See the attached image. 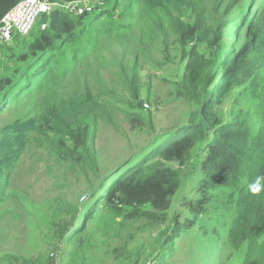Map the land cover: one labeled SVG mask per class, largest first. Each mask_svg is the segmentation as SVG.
<instances>
[{
  "label": "trees",
  "instance_id": "16d2710c",
  "mask_svg": "<svg viewBox=\"0 0 264 264\" xmlns=\"http://www.w3.org/2000/svg\"><path fill=\"white\" fill-rule=\"evenodd\" d=\"M23 1L0 0V22ZM86 1L90 12L55 9L43 14L28 36L0 43V122L13 116L0 126V217L9 215V202L28 199L13 178L38 140L60 166L79 169L89 184L95 177L83 202L54 199L56 206L48 209L53 215L47 216L53 224H69L64 235L62 228L54 233L53 247L43 250H49V258L38 257L40 264H100V259L107 264L96 255L114 254L112 242L125 245L113 264H168L175 241L192 227L191 218L210 203L219 204L218 198L224 201L217 207L226 221L227 263L237 258L236 264H264V194L248 191L264 176V0H249L243 16L244 7L237 5L245 0H128L120 12L121 0ZM135 10L153 24L148 45L133 34ZM170 36L177 61L164 78L181 120L158 131L152 111L145 109L150 101L142 91L150 94L151 87L141 80L140 53L153 60L157 42L166 44ZM88 75L96 79L98 95L90 91ZM228 98L233 100L225 112ZM115 112L146 139L129 158L101 173L98 125ZM196 147L199 179L195 197L185 205L191 222L167 225L181 189L180 168L191 164ZM31 205L26 213L39 217L40 207ZM210 256L199 263L219 264L220 253L215 261ZM10 260L19 264L16 255L0 252V264Z\"/></svg>",
  "mask_w": 264,
  "mask_h": 264
},
{
  "label": "rangeland",
  "instance_id": "374dc122",
  "mask_svg": "<svg viewBox=\"0 0 264 264\" xmlns=\"http://www.w3.org/2000/svg\"><path fill=\"white\" fill-rule=\"evenodd\" d=\"M127 1L121 0L119 12L124 9ZM248 3L249 0L238 2L237 7L239 9L244 7L242 16L248 7ZM249 12L250 10L248 14ZM134 15L137 22L133 27V34H136L137 38H142L145 42L144 45H148L149 31L152 29L153 24L145 23L143 15L138 10L134 11ZM40 24L41 22L37 23L36 26H38H35L36 28L33 30H36ZM44 27L42 25V29ZM172 41L173 38L170 36L166 44L157 42V51L153 60L145 58L140 53L141 60L144 63L141 80L151 87V93L148 94V92L142 91V96L150 101L145 104V109L148 110L147 113L150 110L152 111V119L158 131L167 130L181 120L180 106L176 104V101L172 102L169 96L171 87L164 78V74L170 75V73H173L174 63L177 61L174 56L176 47L172 45ZM226 41L229 42L228 39ZM68 60H70V57ZM90 68L95 71L94 66ZM104 75L109 77L106 72H104ZM71 76L69 75L68 78ZM87 85L93 95L99 94V85L91 75L87 76ZM64 86H67V84H64ZM107 86L110 88L113 84L109 82ZM82 88L80 87V89ZM107 97L101 96L100 99L112 100ZM232 100V98L226 99L225 112L229 111V101ZM22 111L26 112L27 108H22ZM12 120V115L5 116L0 122V126ZM145 139L146 135L134 130L132 124L125 119L122 113L115 112L111 121L98 125L95 150L100 172L112 170L125 161L136 148L143 144ZM198 152L199 148H194V156L191 155V161L189 162L191 164L180 168L181 189L173 199L167 221V225L172 226L175 225L176 221L182 227H187L191 221H193V224L175 241L174 251L169 255L168 264H200L198 260L204 261L208 259L209 255H211L210 260L215 261L219 253V264H236L237 261L239 263L240 260L237 258L231 263H227L230 251L225 247L226 221L224 222L223 218H219V208L217 207V205L220 207V204L224 201L218 198L219 200H216V203L219 201V204L210 203L203 214L198 218H191V221L189 217H192V215L185 208V205L193 200L196 194L192 190L199 179V170L195 166L198 165L196 161ZM204 156L205 151L203 150L200 152V160H203ZM20 165L21 167L19 166L15 172L13 184L18 191L26 194L28 199H23L21 202L11 201L5 207L9 215L0 217V252L4 251L16 255L19 264H22L23 261L24 264H40L38 257H42L46 261L48 254L49 258V250H43L46 247H53L54 233L60 234L58 228H62L64 235L69 224L67 220H61L53 224V219H49V216L52 217L53 213H48V209L56 206L54 199L63 198L70 202L77 203L79 201L81 203L83 197L88 198V192L95 183V177L91 179L92 184H89L87 177L79 169L60 166L56 156L51 154L49 150L47 151L38 140L32 143ZM87 198L85 201H87ZM31 204L40 207L36 208L39 217L29 216L26 213L27 208L33 207ZM73 211L75 213V209ZM40 223L41 226H39ZM51 224L54 226H51ZM133 231L138 233L137 228ZM138 235L143 236L142 234ZM146 240L148 246L145 254L148 255L146 257H149L152 247H150V240L148 238ZM111 245L114 254L106 256L97 253L96 255L97 258L106 259L107 264L114 263L113 260L119 254L117 250H125V245L121 242H112ZM100 260V264H103V260ZM8 264H14L13 260H10ZM56 264H60V261L56 260ZM146 264L152 263L148 262Z\"/></svg>",
  "mask_w": 264,
  "mask_h": 264
},
{
  "label": "built area",
  "instance_id": "2783aa9c",
  "mask_svg": "<svg viewBox=\"0 0 264 264\" xmlns=\"http://www.w3.org/2000/svg\"><path fill=\"white\" fill-rule=\"evenodd\" d=\"M59 8L79 15L91 11V7L86 0L65 4L51 2L50 0H24L1 20L0 43H10L15 35L28 36L43 14H51Z\"/></svg>",
  "mask_w": 264,
  "mask_h": 264
},
{
  "label": "clouds",
  "instance_id": "9594fccd",
  "mask_svg": "<svg viewBox=\"0 0 264 264\" xmlns=\"http://www.w3.org/2000/svg\"><path fill=\"white\" fill-rule=\"evenodd\" d=\"M248 191L253 196H261L264 194V176H258L253 183L248 185Z\"/></svg>",
  "mask_w": 264,
  "mask_h": 264
},
{
  "label": "water",
  "instance_id": "95a60500",
  "mask_svg": "<svg viewBox=\"0 0 264 264\" xmlns=\"http://www.w3.org/2000/svg\"><path fill=\"white\" fill-rule=\"evenodd\" d=\"M228 62V58L226 59V61H225V64Z\"/></svg>",
  "mask_w": 264,
  "mask_h": 264
}]
</instances>
